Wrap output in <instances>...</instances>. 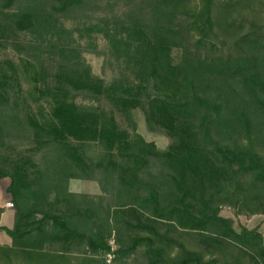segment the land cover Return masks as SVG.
I'll use <instances>...</instances> for the list:
<instances>
[{
	"label": "trees",
	"instance_id": "1",
	"mask_svg": "<svg viewBox=\"0 0 264 264\" xmlns=\"http://www.w3.org/2000/svg\"><path fill=\"white\" fill-rule=\"evenodd\" d=\"M4 178L0 264H264V0H0Z\"/></svg>",
	"mask_w": 264,
	"mask_h": 264
},
{
	"label": "rangeland",
	"instance_id": "2",
	"mask_svg": "<svg viewBox=\"0 0 264 264\" xmlns=\"http://www.w3.org/2000/svg\"><path fill=\"white\" fill-rule=\"evenodd\" d=\"M69 26L71 25L68 24ZM99 47H103V41L100 40ZM85 61L91 66L92 72L97 75H102L101 66H102V57L96 56L95 53L87 52L84 54ZM109 78V75H108ZM134 118L137 123V131L143 136L146 141H151L156 144L160 149H165L169 144V139L163 135L151 133L145 127L144 118L139 110L134 111ZM7 179L0 180V225L11 226L13 222V213L14 208L7 207V203L11 202L10 195L6 192ZM69 190L76 193H87L94 195L93 191H96V194L100 192L99 185L94 181H85L80 179H71L69 181ZM220 214L225 217H231L234 219V227L239 230L241 226H245L248 229H257L259 232H264V217L262 215H253V216H235L230 209L224 208L221 210ZM9 242V237L4 233L0 232V244ZM111 245L113 241H110ZM115 248L114 245H112ZM107 259H110L107 256ZM107 264H111L108 262Z\"/></svg>",
	"mask_w": 264,
	"mask_h": 264
},
{
	"label": "built area",
	"instance_id": "3",
	"mask_svg": "<svg viewBox=\"0 0 264 264\" xmlns=\"http://www.w3.org/2000/svg\"><path fill=\"white\" fill-rule=\"evenodd\" d=\"M6 206L9 207V208H11V207H13V203H12V202H8ZM107 256H109L110 259H111V256H112V255L107 254ZM110 259H107V262H110Z\"/></svg>",
	"mask_w": 264,
	"mask_h": 264
},
{
	"label": "crops",
	"instance_id": "4",
	"mask_svg": "<svg viewBox=\"0 0 264 264\" xmlns=\"http://www.w3.org/2000/svg\"><path fill=\"white\" fill-rule=\"evenodd\" d=\"M4 179H7V180H8V181H7V182H8L7 185H8L9 182H10L9 179H8V178H4ZM1 180H2V179H1ZM94 182H95V181H94ZM70 191H71V190H70ZM93 194L95 195V194H96V191H93Z\"/></svg>",
	"mask_w": 264,
	"mask_h": 264
}]
</instances>
